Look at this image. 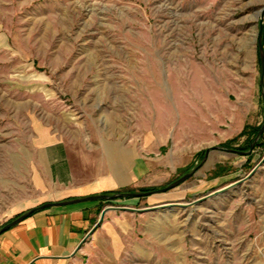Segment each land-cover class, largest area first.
<instances>
[{
  "label": "rangeland",
  "instance_id": "374dc122",
  "mask_svg": "<svg viewBox=\"0 0 264 264\" xmlns=\"http://www.w3.org/2000/svg\"><path fill=\"white\" fill-rule=\"evenodd\" d=\"M263 10L0 0V229L60 191L188 175L105 199L82 264H264Z\"/></svg>",
  "mask_w": 264,
  "mask_h": 264
},
{
  "label": "crops",
  "instance_id": "0c3cea01",
  "mask_svg": "<svg viewBox=\"0 0 264 264\" xmlns=\"http://www.w3.org/2000/svg\"><path fill=\"white\" fill-rule=\"evenodd\" d=\"M105 190L85 187L60 191L33 208L115 191ZM104 202L89 200L34 211L0 234V264H82L84 239L97 223Z\"/></svg>",
  "mask_w": 264,
  "mask_h": 264
},
{
  "label": "water",
  "instance_id": "95a60500",
  "mask_svg": "<svg viewBox=\"0 0 264 264\" xmlns=\"http://www.w3.org/2000/svg\"><path fill=\"white\" fill-rule=\"evenodd\" d=\"M263 34H264V10H263V13H262V16H261V20H260L259 35H258V47H259V53H260V59H261V70H262L261 83H263V81H264V42H263ZM263 130H264V125H263V127L260 130L258 135H261ZM187 177H188V175H185V176L181 177L180 179L174 181L173 183H171L167 187H164V188H161V189H158V190H153V191L134 192V193L133 192H125V193H116V194H113V195L100 194V195L87 196V197H82V198H77V199H70V200H66V201L45 203V204H42V205H40V206H38L36 208H33V209L29 210L27 213H25V214L15 218V219H13L12 221H10L6 225H4L0 229V234L2 232L6 231L7 229H9L11 226L21 222L28 215H30L31 213H33L34 211L39 210V209H44V208H47V207H50V206H56V205L73 204V203L84 202V201H89V200H105V199H110V198H116V197H119V196H140V195H147V194L154 193V192L167 191L168 189L174 188L177 185H179L180 183H182ZM102 218H103V216L96 223V225L90 230V232L85 237L84 242L86 241L88 236L91 235V233H93V231L100 225V223L102 221ZM79 248H81V247H79Z\"/></svg>",
  "mask_w": 264,
  "mask_h": 264
},
{
  "label": "bare ground",
  "instance_id": "6f19581e",
  "mask_svg": "<svg viewBox=\"0 0 264 264\" xmlns=\"http://www.w3.org/2000/svg\"><path fill=\"white\" fill-rule=\"evenodd\" d=\"M178 205H181V206H187V205H189V203H180V204H178ZM163 207L164 205H156V206H154V207H149V209H151V208H158V207Z\"/></svg>",
  "mask_w": 264,
  "mask_h": 264
},
{
  "label": "trees",
  "instance_id": "16d2710c",
  "mask_svg": "<svg viewBox=\"0 0 264 264\" xmlns=\"http://www.w3.org/2000/svg\"><path fill=\"white\" fill-rule=\"evenodd\" d=\"M117 191H108V192H106V194H112V193H116ZM23 213H21V214H19L18 216H16V218L17 217H19V216H21Z\"/></svg>",
  "mask_w": 264,
  "mask_h": 264
}]
</instances>
